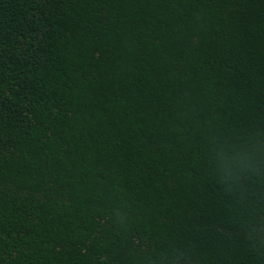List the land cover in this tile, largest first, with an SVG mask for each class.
Here are the masks:
<instances>
[{"label": "trees", "instance_id": "obj_1", "mask_svg": "<svg viewBox=\"0 0 264 264\" xmlns=\"http://www.w3.org/2000/svg\"><path fill=\"white\" fill-rule=\"evenodd\" d=\"M0 264H264V0H0Z\"/></svg>", "mask_w": 264, "mask_h": 264}, {"label": "clouds", "instance_id": "obj_2", "mask_svg": "<svg viewBox=\"0 0 264 264\" xmlns=\"http://www.w3.org/2000/svg\"><path fill=\"white\" fill-rule=\"evenodd\" d=\"M254 151H255V149H254ZM246 159H247V157H246ZM250 165H251V168L252 169H256L259 166V162L258 161H251L250 160Z\"/></svg>", "mask_w": 264, "mask_h": 264}]
</instances>
